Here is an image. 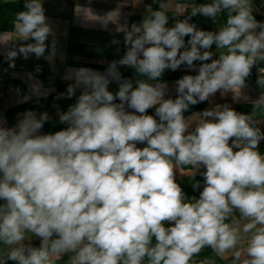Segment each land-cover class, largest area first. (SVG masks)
<instances>
[{"label":"clouds","instance_id":"obj_1","mask_svg":"<svg viewBox=\"0 0 264 264\" xmlns=\"http://www.w3.org/2000/svg\"><path fill=\"white\" fill-rule=\"evenodd\" d=\"M24 8L15 21L23 43L6 59L11 67L32 55L51 63L56 42L45 55L52 30L43 4L26 0ZM149 12L125 30V54L105 72H67L73 82L57 97H75L58 113L65 127L44 132L47 112L18 113L11 126L0 115V264H57L64 256L65 264H196L206 247L218 256L236 248L237 211L250 238L247 259L236 251L234 260L264 264V129L256 119L264 92L250 113L227 104L202 110L192 130L184 115L217 93L239 95L247 87L264 63V21L254 15V0L193 5L171 27L164 11ZM225 13L216 31L191 22L202 16L216 23ZM182 66L195 74L174 82L173 98L161 78ZM120 67L155 83L137 79L134 87ZM257 72L264 89V67ZM177 166L202 177L192 183L198 198L177 182Z\"/></svg>","mask_w":264,"mask_h":264},{"label":"crops","instance_id":"obj_2","mask_svg":"<svg viewBox=\"0 0 264 264\" xmlns=\"http://www.w3.org/2000/svg\"><path fill=\"white\" fill-rule=\"evenodd\" d=\"M15 1H22L23 4L26 2V0H0V115L6 118L9 126L16 123L18 113L26 110H34L37 113L47 112L50 117H59L61 107L53 99L56 87L44 85L38 74L39 71H46L53 80L62 82L66 93L68 85L73 82L64 78L69 70L86 67L103 73L111 62L123 57L126 51L123 42L125 30L132 23L139 24L144 17L149 16L151 14L149 9L164 11L169 17L168 26L171 27L174 24L173 17L183 20L190 13L193 5L211 2V0H164L166 7L160 9L159 0L157 2L154 0H41L52 30L46 42L49 48L45 55L49 54L52 41L55 40L56 54L53 61L50 63L44 58L32 55L28 59L16 58L12 62L14 67H11L6 59L7 53L23 43L15 29L16 14L25 8H11L4 4ZM254 15L257 20L264 21V16L255 4ZM191 22L205 31H216L226 23L223 14L216 23L202 16L193 17ZM212 50L216 51L215 45ZM259 67H264V63L253 68L251 77L246 81L247 87L242 88L239 95L228 92L221 96L217 93L209 101L192 106L184 114L185 118L191 121L190 130L195 127L202 110L217 104H227L237 112L250 113L253 109L252 101L264 92V89L258 88L256 84ZM119 70L124 77L133 79L134 87L137 79L155 83L147 81L146 77L134 74L132 68L120 67ZM184 74L195 73L186 71L182 66L176 71L166 70L161 78L162 86H167L169 95L173 98L175 97L174 82ZM33 85L39 88V95L31 94ZM117 89L118 85L115 82L110 84L111 91L115 92ZM25 96L28 97L26 101L23 99ZM249 96L251 100L248 99ZM71 100L75 101V97ZM153 113L154 109H149V114ZM256 119L259 126L264 129V113L258 111ZM43 131L46 132L45 129ZM138 146L143 147V145ZM259 150L264 153V141H261ZM176 178L187 196L199 197V190L194 191L192 188L194 181H202L198 173L177 166ZM234 217L241 229L240 241L235 249L225 253L224 256H219L227 264H240V261L247 259L246 248L250 234L244 233L242 228L248 221L240 218L238 211L234 213ZM227 222L231 223V218ZM32 243L38 246V238H32ZM3 248L4 246L0 245V250ZM236 251L241 252L240 261L234 260ZM67 259V256L61 257L57 264H65Z\"/></svg>","mask_w":264,"mask_h":264},{"label":"trees","instance_id":"obj_3","mask_svg":"<svg viewBox=\"0 0 264 264\" xmlns=\"http://www.w3.org/2000/svg\"><path fill=\"white\" fill-rule=\"evenodd\" d=\"M254 4L257 7L258 11L264 16V3H262V0H254ZM4 6H8L11 8H19L24 9V4L22 1H15V2H9L7 4H4ZM224 20L226 21V13L223 14ZM38 74L42 78L44 85H51L56 87V91L53 94V99L56 103H58L61 107V111H66L68 106L70 104H73L75 101L71 99H66L64 97L57 99V97L64 93V85L60 81L53 80L51 77L48 76L46 71H39ZM52 119L45 123L44 129L47 132H55L60 130L61 128L65 127V125H61L58 123L59 117H51ZM210 260L214 262V264H227L222 258H220L218 255H216L211 248H204L201 253L197 256L193 257V261L196 262V264H199L200 261L203 260Z\"/></svg>","mask_w":264,"mask_h":264},{"label":"rangeland","instance_id":"obj_4","mask_svg":"<svg viewBox=\"0 0 264 264\" xmlns=\"http://www.w3.org/2000/svg\"><path fill=\"white\" fill-rule=\"evenodd\" d=\"M206 260H208V259H206ZM210 261V260H209Z\"/></svg>","mask_w":264,"mask_h":264}]
</instances>
